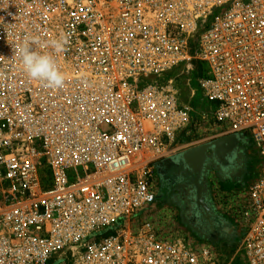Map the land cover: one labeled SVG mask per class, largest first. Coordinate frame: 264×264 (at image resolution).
Wrapping results in <instances>:
<instances>
[{"label": "built area", "instance_id": "obj_1", "mask_svg": "<svg viewBox=\"0 0 264 264\" xmlns=\"http://www.w3.org/2000/svg\"><path fill=\"white\" fill-rule=\"evenodd\" d=\"M60 33L54 89L15 53ZM199 99L260 159L234 254L143 220ZM0 264H264V0H0Z\"/></svg>", "mask_w": 264, "mask_h": 264}, {"label": "rangeland", "instance_id": "obj_2", "mask_svg": "<svg viewBox=\"0 0 264 264\" xmlns=\"http://www.w3.org/2000/svg\"><path fill=\"white\" fill-rule=\"evenodd\" d=\"M194 106L197 115L194 124L180 136L179 151L170 156L171 158H175L193 147L228 135L219 136L217 133L220 131L211 127L207 102L199 99L195 101ZM206 163H208L207 172L203 178V169L200 182L204 186L206 202L214 212L213 221L197 215L192 177L185 173L186 169L179 165L173 166L180 167L189 180L187 177H181L168 186L164 180H160L159 174L156 173V201L143 220L148 216L149 220H152L161 232L171 237L178 235L205 241L223 254H234L244 235L245 222H242L243 219L239 212L226 210V204H233V207H235V203L244 204V193L258 176L260 159L257 158L251 140L247 136L240 135L237 153L227 171L221 169L213 161ZM158 164L156 165L157 169H159ZM164 167L162 166L159 171H163ZM161 173L163 178H166L163 172Z\"/></svg>", "mask_w": 264, "mask_h": 264}, {"label": "clouds", "instance_id": "obj_3", "mask_svg": "<svg viewBox=\"0 0 264 264\" xmlns=\"http://www.w3.org/2000/svg\"><path fill=\"white\" fill-rule=\"evenodd\" d=\"M38 45L37 49L33 45ZM68 44V37L60 33L59 37L45 43H40L37 39H26L24 44L16 50L23 70L34 81H44L50 88H61L64 86L65 76L56 63V59L46 49L51 47L56 54L65 51Z\"/></svg>", "mask_w": 264, "mask_h": 264}, {"label": "water", "instance_id": "obj_4", "mask_svg": "<svg viewBox=\"0 0 264 264\" xmlns=\"http://www.w3.org/2000/svg\"><path fill=\"white\" fill-rule=\"evenodd\" d=\"M228 136H234L235 139L237 140V145L240 143V135L233 133V134H228L222 137H219L209 143L202 144L200 146L193 147L189 150H186L185 152L181 153L180 155L176 156L175 158H171L172 165H179L180 167L186 169V173L192 177V183L195 187V207L197 209L196 213L197 215L203 216L209 221H213V210L211 206L206 202V197H205V192H204V186L200 182V175L202 174L203 171V165L207 161H213L216 165H218L221 169L224 171H227L229 167L225 166L217 151L216 148L213 146L215 142H217L219 139L223 137H228ZM197 152L201 154V157L197 163L188 162L186 164V160L188 156L191 155V153ZM169 160L167 159L161 161L158 164V168L161 169L162 166H169Z\"/></svg>", "mask_w": 264, "mask_h": 264}, {"label": "bare ground", "instance_id": "obj_5", "mask_svg": "<svg viewBox=\"0 0 264 264\" xmlns=\"http://www.w3.org/2000/svg\"><path fill=\"white\" fill-rule=\"evenodd\" d=\"M237 140L235 139L234 136H228V137H223L221 139H219L217 142H215L213 144V146L216 148V151L218 153V155L223 158L222 160L224 165L227 166V167H231V161L232 159L234 158L235 154L237 153V147L238 145L236 146V143ZM200 146V145H199ZM183 153V152H182ZM201 153V152H200ZM200 153H197V152H193L191 153L190 156L186 157L187 160H186V164L188 162H194V163H197L201 157V154ZM167 161L169 160V167L172 166V160H171V157L170 158H166ZM175 165V164H174ZM205 165V164H204ZM235 165V164H234ZM168 167V168H169ZM228 168V169H229ZM162 169V168H161ZM174 169V168H173ZM204 169V168H203ZM162 171H160L161 173ZM183 172V171H182ZM186 173V172H185ZM174 174V173H173ZM191 181V180H190ZM194 196V195H193ZM204 220V219H203ZM212 224V223H211Z\"/></svg>", "mask_w": 264, "mask_h": 264}, {"label": "flooded vegetation", "instance_id": "obj_6", "mask_svg": "<svg viewBox=\"0 0 264 264\" xmlns=\"http://www.w3.org/2000/svg\"><path fill=\"white\" fill-rule=\"evenodd\" d=\"M207 166H208V163H206V165H205V168H204V171H203V178L205 177V173L207 172ZM168 167L169 166H165L164 169H163V171H162L163 174H164V176L166 178H163V176L161 175L162 173H160L159 169L156 168V173L159 174L160 180L161 179L164 180L168 186H170L171 184H173L174 181L181 179V177H187V175L184 174L181 171V168L180 167L173 166V165L170 166L169 168ZM188 180H189V178H188ZM160 186H162V185L160 184Z\"/></svg>", "mask_w": 264, "mask_h": 264}, {"label": "crops", "instance_id": "obj_7", "mask_svg": "<svg viewBox=\"0 0 264 264\" xmlns=\"http://www.w3.org/2000/svg\"><path fill=\"white\" fill-rule=\"evenodd\" d=\"M220 207H221V205H220Z\"/></svg>", "mask_w": 264, "mask_h": 264}]
</instances>
